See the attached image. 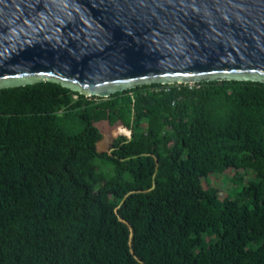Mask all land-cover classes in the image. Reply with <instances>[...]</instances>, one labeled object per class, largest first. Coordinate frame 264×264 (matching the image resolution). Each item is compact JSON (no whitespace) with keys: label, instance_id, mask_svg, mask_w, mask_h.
Wrapping results in <instances>:
<instances>
[{"label":"trees","instance_id":"trees-1","mask_svg":"<svg viewBox=\"0 0 264 264\" xmlns=\"http://www.w3.org/2000/svg\"><path fill=\"white\" fill-rule=\"evenodd\" d=\"M0 264H264V83L0 90Z\"/></svg>","mask_w":264,"mask_h":264},{"label":"water","instance_id":"water-1","mask_svg":"<svg viewBox=\"0 0 264 264\" xmlns=\"http://www.w3.org/2000/svg\"><path fill=\"white\" fill-rule=\"evenodd\" d=\"M264 83V0H0V90Z\"/></svg>","mask_w":264,"mask_h":264},{"label":"rangeland","instance_id":"rangeland-1","mask_svg":"<svg viewBox=\"0 0 264 264\" xmlns=\"http://www.w3.org/2000/svg\"><path fill=\"white\" fill-rule=\"evenodd\" d=\"M114 110H110L108 112H102L100 110H95L93 113V118L96 120L95 124L98 126V128L102 131L104 137L102 143L98 145L99 151H106L108 148V140L111 137H116L119 134H114L113 130L112 132L107 135L110 132L111 126L113 125L112 120L107 119L106 117H110L112 114L116 115V112H113ZM125 134L127 136H130V132L121 133ZM232 171H229L225 175L215 174L211 175L208 178L202 179V184L205 189H209L211 187H218L220 189V195L221 196H233L235 192L237 191V188L231 183V176ZM120 201L119 196H115L108 199V202L116 207L118 205V202ZM211 231L215 234L219 233V229L216 223H212L211 225Z\"/></svg>","mask_w":264,"mask_h":264},{"label":"built area","instance_id":"built-area-1","mask_svg":"<svg viewBox=\"0 0 264 264\" xmlns=\"http://www.w3.org/2000/svg\"><path fill=\"white\" fill-rule=\"evenodd\" d=\"M192 85V84H191Z\"/></svg>","mask_w":264,"mask_h":264}]
</instances>
